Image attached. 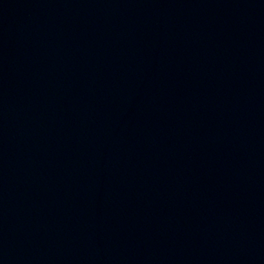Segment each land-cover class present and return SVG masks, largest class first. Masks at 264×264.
I'll list each match as a JSON object with an SVG mask.
<instances>
[{
    "label": "water",
    "instance_id": "1",
    "mask_svg": "<svg viewBox=\"0 0 264 264\" xmlns=\"http://www.w3.org/2000/svg\"><path fill=\"white\" fill-rule=\"evenodd\" d=\"M0 264H264V0H0Z\"/></svg>",
    "mask_w": 264,
    "mask_h": 264
}]
</instances>
